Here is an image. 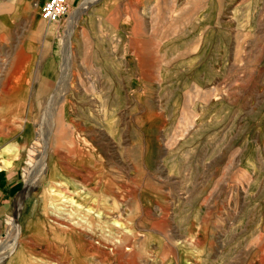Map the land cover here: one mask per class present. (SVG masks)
Here are the masks:
<instances>
[{"label": "rangeland", "instance_id": "rangeland-1", "mask_svg": "<svg viewBox=\"0 0 264 264\" xmlns=\"http://www.w3.org/2000/svg\"><path fill=\"white\" fill-rule=\"evenodd\" d=\"M44 1L0 0V264H264V0Z\"/></svg>", "mask_w": 264, "mask_h": 264}, {"label": "crops", "instance_id": "crops-1", "mask_svg": "<svg viewBox=\"0 0 264 264\" xmlns=\"http://www.w3.org/2000/svg\"><path fill=\"white\" fill-rule=\"evenodd\" d=\"M79 1L80 0H68V3L71 6H76ZM28 139L29 137L25 134L18 135L15 138L16 141L11 143L8 146V149L14 146H20L22 148L28 142ZM4 159L8 161L6 162L8 164V167L0 173V229L2 228L3 217L10 209L14 188H16L17 184L20 181L18 168L19 160H16L15 157L10 156L6 153H4Z\"/></svg>", "mask_w": 264, "mask_h": 264}, {"label": "built area", "instance_id": "built-area-1", "mask_svg": "<svg viewBox=\"0 0 264 264\" xmlns=\"http://www.w3.org/2000/svg\"><path fill=\"white\" fill-rule=\"evenodd\" d=\"M70 11L71 5L68 0H45L40 5L42 19L51 24L59 23Z\"/></svg>", "mask_w": 264, "mask_h": 264}, {"label": "bare ground", "instance_id": "bare-ground-1", "mask_svg": "<svg viewBox=\"0 0 264 264\" xmlns=\"http://www.w3.org/2000/svg\"><path fill=\"white\" fill-rule=\"evenodd\" d=\"M92 1H93V0H86V1H84L83 5H81V6H82V9H83V8H87V7H88V4L91 3ZM81 6H80V7H81ZM77 10H78V9H77ZM80 13H82V12H81V11H78V13H77L76 15H74V17L72 16L71 24H70L71 26L74 25V24L76 25V22H77V19H78V15H79ZM71 26H70V27H71ZM72 27H73V26H72ZM72 30H73V29H72ZM72 30L70 31V35H69V37H68V40H69L68 46H69L70 53H71V51H72L71 49H72V47H73V46L71 47V39H70V38H71V34H73V33H72V32H73ZM68 34H69V33H68ZM60 128H62V127L60 126ZM58 130H59V129H58ZM61 132H62V131H61ZM51 133H53V132L50 131V133H49V137H48V139H47V141H46L45 152H44V153H45V156H46V154H48V156H47V157H48V158H47L48 160H49V148H50V147H49V144H50V140H51V138L54 137V136H53V137L51 136ZM65 133H66V132H65ZM63 135H64V134H63ZM64 137H65V136H64ZM62 138H63V137H62ZM65 138H66V137H65ZM51 141H52V140H51ZM58 141L61 142L62 139H60V140H58ZM64 141H65V140H64ZM73 141H74V140H73ZM55 143H57V142H55ZM64 143H65V142H64ZM64 143H63V144H64ZM66 143H67V142H66ZM55 145H56V144H55ZM55 145H54V147H55ZM74 145H75V143H74ZM74 145H73V146H74ZM61 146H62V145H61ZM61 146H60V147H61ZM51 147H52V146H51ZM74 148H76V145H75ZM56 153H57V152H56ZM45 156H44V157H45ZM44 157H43V158H44ZM43 158H42V159H43ZM45 158H46V157H45ZM41 163H42V164H41L42 166H40L41 168H40V167H39V168H40L41 174H43V171L45 170V164H46V161L43 159ZM46 165H47V164H46ZM47 166H48V165H47ZM45 172H46V171H45ZM43 175H44V174H43ZM59 188H60V187H59ZM51 189H52V188H51ZM63 190H64V189H63ZM61 191H62V190H61ZM56 194H57V193H56ZM70 205H71V204H70ZM67 207H68V206H67ZM69 207H70V206H69ZM69 207H68V208H69ZM68 208H67V210H69ZM66 214H67V213H66ZM15 221H16V220H15ZM16 223H17V222H16ZM79 223H80V222H79ZM14 227H15V226H14ZM16 227H17V226H16ZM113 240H114V239H113ZM109 241H110V240H109Z\"/></svg>", "mask_w": 264, "mask_h": 264}]
</instances>
